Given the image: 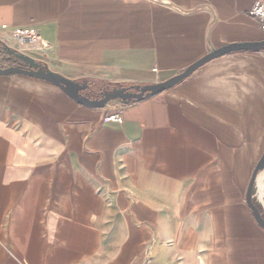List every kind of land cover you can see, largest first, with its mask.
<instances>
[{"label":"crops","instance_id":"0c3cea01","mask_svg":"<svg viewBox=\"0 0 264 264\" xmlns=\"http://www.w3.org/2000/svg\"><path fill=\"white\" fill-rule=\"evenodd\" d=\"M256 1L0 0V66H26L3 47L28 27L43 41L30 56L93 98L159 83L263 42ZM263 153L264 48L103 109L0 75V264H264L247 204ZM253 201L264 216V169Z\"/></svg>","mask_w":264,"mask_h":264},{"label":"water","instance_id":"95a60500","mask_svg":"<svg viewBox=\"0 0 264 264\" xmlns=\"http://www.w3.org/2000/svg\"><path fill=\"white\" fill-rule=\"evenodd\" d=\"M262 48H264V41L258 43H241L228 45L226 47L208 53L207 55L187 67L183 72L174 75L173 77L165 81L145 85H135L131 87L114 88L110 91H101L99 93L96 92V98H92L87 94V91L95 92L89 83L74 81L60 74L54 73L49 69H44L41 64L30 55L18 52L17 50L8 46H4L3 50L8 55L25 62L26 66H10L6 68H2L0 66V75H26L39 80H43L52 83L53 85L62 89L70 98H72L80 105L88 108L103 109L111 101L116 99H121L123 101H142L155 97L183 82L203 65L228 53L239 50H258ZM262 169H264V153L260 158L252 175L247 191V204L252 210L256 222L264 230V216L261 214L260 210L253 201V191L256 183V178L258 172Z\"/></svg>","mask_w":264,"mask_h":264},{"label":"built area","instance_id":"2783aa9c","mask_svg":"<svg viewBox=\"0 0 264 264\" xmlns=\"http://www.w3.org/2000/svg\"><path fill=\"white\" fill-rule=\"evenodd\" d=\"M250 16L260 21L264 30V0L256 1L249 10ZM13 46L11 48L23 53H37L43 48V41L38 31L28 27H17L12 33ZM121 120L119 115L114 117Z\"/></svg>","mask_w":264,"mask_h":264},{"label":"trees","instance_id":"16d2710c","mask_svg":"<svg viewBox=\"0 0 264 264\" xmlns=\"http://www.w3.org/2000/svg\"><path fill=\"white\" fill-rule=\"evenodd\" d=\"M114 88H116V87H111L110 85H106V87L105 88H102L101 90L102 91H110V90H112V89H114Z\"/></svg>","mask_w":264,"mask_h":264},{"label":"rangeland","instance_id":"374dc122","mask_svg":"<svg viewBox=\"0 0 264 264\" xmlns=\"http://www.w3.org/2000/svg\"><path fill=\"white\" fill-rule=\"evenodd\" d=\"M22 53H23V52H22ZM24 54H27V55H32V54H35V53H31V52L29 53V52H28V53H24Z\"/></svg>","mask_w":264,"mask_h":264},{"label":"flooded vegetation","instance_id":"af4514ba","mask_svg":"<svg viewBox=\"0 0 264 264\" xmlns=\"http://www.w3.org/2000/svg\"><path fill=\"white\" fill-rule=\"evenodd\" d=\"M89 93H92L91 91H87V94L89 95ZM90 97H92V95H90ZM93 98V97H92Z\"/></svg>","mask_w":264,"mask_h":264}]
</instances>
